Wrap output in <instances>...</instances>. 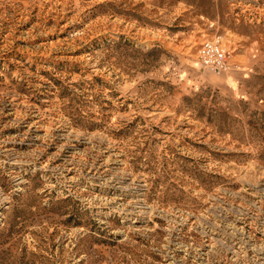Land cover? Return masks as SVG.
<instances>
[{
	"label": "rangeland",
	"instance_id": "rangeland-1",
	"mask_svg": "<svg viewBox=\"0 0 264 264\" xmlns=\"http://www.w3.org/2000/svg\"><path fill=\"white\" fill-rule=\"evenodd\" d=\"M0 264H264V0H0Z\"/></svg>",
	"mask_w": 264,
	"mask_h": 264
},
{
	"label": "built area",
	"instance_id": "built-area-1",
	"mask_svg": "<svg viewBox=\"0 0 264 264\" xmlns=\"http://www.w3.org/2000/svg\"><path fill=\"white\" fill-rule=\"evenodd\" d=\"M200 64L211 72L225 73L228 69L227 55L218 43H205L200 51Z\"/></svg>",
	"mask_w": 264,
	"mask_h": 264
},
{
	"label": "bare ground",
	"instance_id": "bare-ground-1",
	"mask_svg": "<svg viewBox=\"0 0 264 264\" xmlns=\"http://www.w3.org/2000/svg\"><path fill=\"white\" fill-rule=\"evenodd\" d=\"M69 165V164H68ZM79 167V166H78ZM113 170V169H112ZM127 186V185H126ZM143 195V194H142ZM89 201V200H88ZM116 206V205H115Z\"/></svg>",
	"mask_w": 264,
	"mask_h": 264
}]
</instances>
